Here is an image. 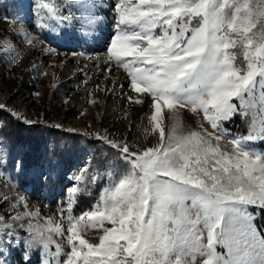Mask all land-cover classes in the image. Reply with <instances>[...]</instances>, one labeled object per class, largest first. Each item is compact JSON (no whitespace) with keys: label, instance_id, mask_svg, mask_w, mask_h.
I'll use <instances>...</instances> for the list:
<instances>
[{"label":"snow or ice","instance_id":"1","mask_svg":"<svg viewBox=\"0 0 264 264\" xmlns=\"http://www.w3.org/2000/svg\"><path fill=\"white\" fill-rule=\"evenodd\" d=\"M113 7L105 59L126 73L120 95L127 90L135 94L127 96L131 104L147 107L142 131L155 142L143 147L112 138L108 129L80 132L56 124L103 144L119 161L105 159L95 168L86 162L64 182L61 173L28 163L0 139V176L8 173L17 193H24L12 202L0 197L13 208L0 214V264L12 249H21L23 264H32L37 249L40 264H264V230L255 226L257 209L264 214V154L253 147L264 143V22L252 32L255 17L264 18V0L255 11L236 0H116ZM96 8L97 0H32L26 20L21 0L16 15L3 19L21 25L13 35L25 44L36 29L50 59L63 47L75 53L94 36ZM0 40L9 45H0V59L15 65L19 50L12 54L11 37ZM238 45L243 66L230 51ZM184 110L201 122L180 128ZM10 114L19 118L16 110ZM237 115L249 121L246 135L223 127ZM224 139L232 150L221 145ZM102 179L108 184L98 200L77 214L82 198ZM52 183L60 184L58 193ZM29 188L60 197L59 219L29 210ZM89 228L98 242L88 237Z\"/></svg>","mask_w":264,"mask_h":264},{"label":"rangeland","instance_id":"2","mask_svg":"<svg viewBox=\"0 0 264 264\" xmlns=\"http://www.w3.org/2000/svg\"><path fill=\"white\" fill-rule=\"evenodd\" d=\"M16 1L19 5L17 11H19L21 0ZM31 2L32 0H22L23 12L21 16L26 20L31 19ZM232 2L233 0H229L230 4ZM236 2L249 4L255 11L259 7L260 0H236ZM70 3L72 0H68L67 4ZM115 3L116 0H97L95 11L99 19L94 36L86 37L84 45L77 47L75 53H69L68 47H63L59 54L53 53L50 59L47 58L46 51H41L46 49L47 45L38 38L39 33L36 29L33 28L28 33L32 37V43H22L20 38L13 35V30L19 29L21 25L11 21L6 22L0 12V38L11 37V44L15 46L12 51L13 55L16 54L15 50H19V59L15 65L10 64L7 59H0V105H6L5 109L10 112L16 110L19 117L16 118L19 121H22L23 118L29 120L40 118L41 120L45 113L47 120H51L55 125L62 124L65 128L75 127L80 132L108 129L112 138L127 139L138 146H151L155 142L153 135H145L142 131L148 124L144 118L147 107L131 104L127 100V96L132 95L135 98V94L127 90H125V95H120L119 85L127 84L126 73L122 68L110 65L105 59V46L113 32V16L115 15L113 5ZM70 11L78 13L79 9L72 8ZM16 13L8 17H14ZM255 19L256 28H253L252 32L258 33L264 18L255 17ZM24 26L27 27V25ZM0 45L6 50L9 48V45L3 43L2 40H0ZM230 51H236L240 55L242 61L240 65L243 66L242 49L239 45ZM74 59L75 62H73ZM109 67L112 68L111 72L107 71ZM41 71L46 74L41 75ZM105 86H107V91L104 90ZM34 93H40V95H34ZM90 101H96V103L93 104ZM81 110H83V114H81ZM201 120V117H194L184 110L179 127H195ZM246 122L248 129L244 125ZM204 123L205 127H208L207 123ZM223 127L234 136L246 135L249 130V121L237 115L230 122H225ZM209 130L211 131L210 128ZM5 145L17 150V153L22 155L21 147ZM221 145L228 150H232L234 147L226 139L221 140ZM45 146L47 149L51 147L50 139L45 141ZM253 147L257 153L264 154V143H256ZM84 152L80 153L78 158L69 160L64 167L63 165L48 167L45 158L40 163L46 169L52 168L61 173L64 182H68L67 177H71L78 166L85 164L88 154ZM8 167L11 168L10 163ZM107 184L108 180L104 179L98 182L93 189H90L89 194L82 198L80 205L76 208V213L79 214L95 203L101 194V189ZM21 187H23V181H21ZM51 187L55 189L56 193L60 191V184L52 183ZM19 195H24V193H17L15 184L9 179V174L5 173L0 176V197H6L12 202L13 198ZM27 195L29 210L38 209L41 217L59 219L60 197L58 195H49L47 192L38 193L32 188L28 189ZM16 203L19 205L22 202L16 201ZM16 210L24 211L20 207H17ZM11 211H13L11 203L5 205L4 201L0 200V214L7 216ZM255 226L264 230V214L259 209L255 215ZM87 235L92 238L93 242H98L95 229L89 228ZM54 239L62 244L64 252L68 251V246L59 237H54ZM5 260L6 264L9 261L10 264H23L21 249H12L11 255L7 256ZM32 264H40L38 249L32 253Z\"/></svg>","mask_w":264,"mask_h":264},{"label":"trees","instance_id":"3","mask_svg":"<svg viewBox=\"0 0 264 264\" xmlns=\"http://www.w3.org/2000/svg\"><path fill=\"white\" fill-rule=\"evenodd\" d=\"M63 2L67 4L68 0H63ZM18 6L16 0H0V12L4 17L16 13ZM241 62L240 55H237L236 63L240 64ZM10 113L6 109L0 111V139L7 145L21 147L22 156L28 163H40L45 158L48 167H55L56 165H63L64 167L69 160L78 158L79 154L84 151L88 154L85 163L90 162L93 168L99 161L105 159L109 164L119 163L115 153L103 144L96 141L86 142L80 135L66 133L55 128V124L51 120H47L45 113L41 120L38 119L41 123L35 125H26ZM244 125L248 129L247 122ZM47 139L51 140L49 149L45 146ZM93 188L94 186L90 187V189Z\"/></svg>","mask_w":264,"mask_h":264}]
</instances>
